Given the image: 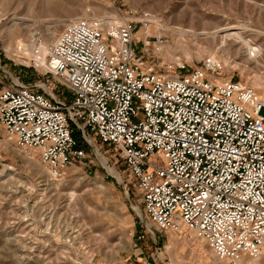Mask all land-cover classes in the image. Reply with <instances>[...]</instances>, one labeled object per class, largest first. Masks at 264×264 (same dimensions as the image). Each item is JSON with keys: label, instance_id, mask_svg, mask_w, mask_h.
Instances as JSON below:
<instances>
[{"label": "built area", "instance_id": "obj_1", "mask_svg": "<svg viewBox=\"0 0 264 264\" xmlns=\"http://www.w3.org/2000/svg\"><path fill=\"white\" fill-rule=\"evenodd\" d=\"M45 67L69 100L43 81L0 88V125L18 149L62 179L85 158L75 136H94L120 152L158 230L186 228L230 264L264 255V98L252 86L209 57L144 61L130 23L94 19L64 26Z\"/></svg>", "mask_w": 264, "mask_h": 264}, {"label": "rangeland", "instance_id": "obj_2", "mask_svg": "<svg viewBox=\"0 0 264 264\" xmlns=\"http://www.w3.org/2000/svg\"><path fill=\"white\" fill-rule=\"evenodd\" d=\"M85 13L130 23L144 61L160 67L177 61L195 66L211 57L224 65L223 77L252 86L264 98V84L258 85L255 72L237 65L250 52L238 51L247 40L263 50L259 60L264 63V0H0V29L15 15L29 17L35 22L26 34L36 38L24 56L17 54L16 40L6 47L0 35V88L13 81L25 85L43 81L69 100L70 91L45 67L50 46L67 24L54 27L53 40L42 28L59 17ZM191 24L198 31L230 24L246 25L255 32L242 31L241 38L227 42L225 52L219 48L221 39L178 36L177 28ZM145 36L150 41L161 36V50L146 49ZM44 44L48 51L41 64L35 47ZM76 136L85 158L70 166L62 179H54L38 156L29 158L0 125V264H230L214 257L186 228L170 232L154 227L120 152L94 136L89 141ZM96 148L118 177L108 172ZM236 264H264V255L242 257Z\"/></svg>", "mask_w": 264, "mask_h": 264}, {"label": "bare ground", "instance_id": "obj_3", "mask_svg": "<svg viewBox=\"0 0 264 264\" xmlns=\"http://www.w3.org/2000/svg\"><path fill=\"white\" fill-rule=\"evenodd\" d=\"M71 10V9H70ZM73 13V12H71ZM75 14V13H74ZM69 15L71 16V18H66V16L62 19V18H57L56 20H53L51 22H46V24L44 25V27L42 28L44 31L45 36L47 37V39L49 40H53L55 39L54 36V27L59 25V24H69L72 22L77 21L78 19H87V20H93L94 21H101V23L103 24H107L109 21L107 20H102V19H98V18H92L90 15H88L87 13H85L84 15H82V17H77L76 15ZM22 16V15H21ZM63 17V16H62ZM74 17H77V19L75 20ZM35 22L33 20V18H29V17H17L16 15L15 17L13 16L11 20H9V23H7L3 29H0V35L1 37H3L4 43L6 47H9L10 43L16 40V50H17V54L19 55H29V47L30 48L34 45L35 41L33 40V36H30L28 34H26L27 32L29 33V25L30 23ZM35 24V23H34ZM66 26V25H65ZM178 32V36H188L191 37L192 40H199L202 39L205 36H210L212 38H218L221 39L220 41V47L219 48H225V52L227 51L226 49V45L228 41H231V39L233 38H241V32L245 31L248 33H252L255 32L254 29L246 26V25H230V24H226L223 27H217L214 30L210 31V32H206L203 31L205 29H203L202 31H198V29H195L192 24L191 27H185V28H177L176 29ZM35 33V32H34ZM60 33V32H59ZM26 34V35H25ZM17 35H21L22 39H16ZM58 36V35H57ZM57 38V37H56ZM243 41V40H242ZM55 42V41H54ZM182 44V43H181ZM253 44V43H252ZM47 45L44 44L43 46H36L35 48H37L38 50V60L41 64H43V60H44V54L48 51ZM183 46V45H182ZM243 48V49H248L250 52L252 53H246V57H244V60L242 62V64L239 62V64H237L239 67L242 68V70H251L253 72H255V77L257 78L258 81V85L260 84H264V63L262 64V62H260L259 58L261 55V52L263 51L259 46L255 45H251L248 40L246 43H243L238 51ZM50 49V48H49ZM252 50V51H251ZM241 52V51H240ZM237 53V52H236ZM239 53V52H238ZM237 53V55H238ZM236 55V54H235ZM213 57V56H212ZM239 57V56H238ZM211 58V57H209ZM215 58V57H214ZM213 59V58H211ZM218 61L217 59H213ZM238 62V61H237ZM46 64V62H45ZM250 73V72H249ZM55 79V78H54ZM257 95V94H256ZM258 96V95H257ZM259 97V96H258ZM96 154L99 156L101 162L104 164V166L106 167V169L108 170L109 173H112L113 175H115L116 177H118V173L115 169L108 167V165L105 162V159L100 155L99 150L96 148ZM35 156L29 157V158H33ZM238 261L237 260L234 264H236Z\"/></svg>", "mask_w": 264, "mask_h": 264}, {"label": "trees", "instance_id": "obj_4", "mask_svg": "<svg viewBox=\"0 0 264 264\" xmlns=\"http://www.w3.org/2000/svg\"><path fill=\"white\" fill-rule=\"evenodd\" d=\"M75 138H77V139H78V136H75Z\"/></svg>", "mask_w": 264, "mask_h": 264}, {"label": "crops", "instance_id": "obj_5", "mask_svg": "<svg viewBox=\"0 0 264 264\" xmlns=\"http://www.w3.org/2000/svg\"><path fill=\"white\" fill-rule=\"evenodd\" d=\"M61 25V24H60Z\"/></svg>", "mask_w": 264, "mask_h": 264}]
</instances>
